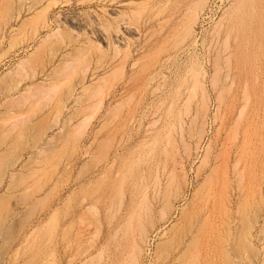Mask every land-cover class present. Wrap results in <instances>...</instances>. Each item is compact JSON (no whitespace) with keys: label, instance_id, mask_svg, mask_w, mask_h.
Instances as JSON below:
<instances>
[{"label":"rangeland","instance_id":"rangeland-1","mask_svg":"<svg viewBox=\"0 0 264 264\" xmlns=\"http://www.w3.org/2000/svg\"><path fill=\"white\" fill-rule=\"evenodd\" d=\"M0 264H264V0H0Z\"/></svg>","mask_w":264,"mask_h":264},{"label":"bare ground","instance_id":"bare-ground-1","mask_svg":"<svg viewBox=\"0 0 264 264\" xmlns=\"http://www.w3.org/2000/svg\"><path fill=\"white\" fill-rule=\"evenodd\" d=\"M247 106V105H246ZM241 110V109H240Z\"/></svg>","mask_w":264,"mask_h":264}]
</instances>
